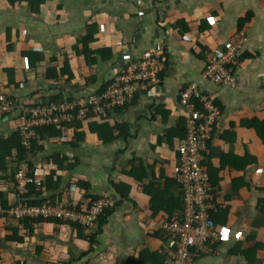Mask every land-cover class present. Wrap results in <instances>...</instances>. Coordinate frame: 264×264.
I'll list each match as a JSON object with an SVG mask.
<instances>
[{
  "label": "crops",
  "instance_id": "1",
  "mask_svg": "<svg viewBox=\"0 0 264 264\" xmlns=\"http://www.w3.org/2000/svg\"><path fill=\"white\" fill-rule=\"evenodd\" d=\"M180 21L190 32L175 29ZM89 23L96 28L89 47L101 50L91 63L77 52ZM200 26L210 27L202 31ZM240 31L247 39L239 52L238 85L230 94L201 74L205 52L222 49ZM152 47L165 52L161 83L108 115L111 124L129 127L126 136L103 143L89 131L82 144L48 145L37 160L66 154L73 178L89 183L86 198L109 199L94 243L68 223L31 226L0 216V264H126L130 256L172 245L160 225L172 210L168 204L181 194L174 181L178 140L169 147L159 138L180 117V90L193 81L205 92L218 93L221 114L206 159L221 232L212 251L195 252L188 264H264V0H35L33 5L0 0V92L9 95L49 99L99 91ZM25 50L38 56L37 69L28 68L21 56ZM66 61L71 79L68 73L59 80L45 77L48 67ZM11 67L18 87L5 86ZM91 71L95 78L88 81ZM161 106L170 112L166 121L154 114ZM15 119L0 118V137L11 132ZM138 160L135 169L144 172L140 179L128 174ZM13 182L1 186L9 205L15 198ZM84 192L73 186L62 196L84 199ZM180 213L173 208V215Z\"/></svg>",
  "mask_w": 264,
  "mask_h": 264
},
{
  "label": "built area",
  "instance_id": "2",
  "mask_svg": "<svg viewBox=\"0 0 264 264\" xmlns=\"http://www.w3.org/2000/svg\"><path fill=\"white\" fill-rule=\"evenodd\" d=\"M159 32H163L162 27H159ZM246 39V34L241 31L227 40L222 49L208 51L202 78L231 94L238 84V68L241 65L239 52ZM162 52V49L155 47L147 49L140 58L129 61L101 92H86L66 96L60 101L39 102V96L26 93L12 96L1 91L0 118L7 115L16 117L27 149L33 141L45 147L66 143L73 133L71 123L88 117H107L114 108L131 103L136 94H148L159 85L163 79ZM217 101L218 93L205 92L198 81L189 83L179 93L187 133L179 142L180 158L174 173L182 192L183 209L180 215H175L171 220L165 219L160 225L175 242V248L166 247L165 264H188L193 250L198 253L212 251L220 239V227L211 216V212L216 211V205L210 190V175L202 165V151L207 149L208 140L213 136V125L221 114ZM45 126H55L63 132L57 138L42 137L37 128ZM39 172L35 169L31 174L25 161L17 165L13 182L15 201L8 208L0 203V216L16 219L52 217L86 226V233H91L99 215L109 205V199H77L67 193L56 199V205L50 204V200L42 204L30 203L25 194L30 193L31 186L43 191L42 197L48 195V190L43 186L44 176ZM35 197L31 194L32 199Z\"/></svg>",
  "mask_w": 264,
  "mask_h": 264
},
{
  "label": "trees",
  "instance_id": "3",
  "mask_svg": "<svg viewBox=\"0 0 264 264\" xmlns=\"http://www.w3.org/2000/svg\"><path fill=\"white\" fill-rule=\"evenodd\" d=\"M38 1L40 3H42L46 0H38ZM29 2H31V4L33 5L35 0H29ZM175 26H176L175 29H177L180 32V34L186 33L185 31L188 30V27L184 26V23L181 21L177 22ZM209 27L210 26H207V27L200 26V30L204 31V30L209 29ZM187 32H190V30ZM95 33H96L95 26L92 25L91 23H89L88 33L78 40L79 46H78L77 52L83 53V55L86 57L88 63H91V61H95L94 58H96V57H94V53L101 52V50H99V49L95 50V49H91L89 47V44L95 38L94 37ZM210 50H213V49H210ZM210 50H208V51H210ZM208 51L205 52V58H206V54ZM21 56L23 58L27 59L28 68L37 69V67H38L37 62L39 61V59H38V56L36 55V53H34V51H28V50L21 51ZM163 57L165 58V52L164 51L162 52V60L164 59ZM69 68H70V66L68 64V61L64 62V64L62 66L48 67L46 74H45V77L50 78V79L59 80V79L65 77V73H68L69 74L68 76L71 79L72 78L71 72H67L69 70ZM6 72H7L8 84L5 86L8 87L10 85V83H12L13 85L18 87L19 83H17L15 81V77H14V73H15L14 68L11 67L10 69H7ZM94 78H95L94 71H91L90 78L88 76L86 77V79L88 81H90ZM67 80H69V79H66V81ZM106 85H107V82H105L104 85L97 92H101L102 90H104ZM62 99H64V96H62V95H51V97H49V99H45V96L38 97L39 102H41V101H43V102L60 101ZM129 104H126V105H129ZM217 104H218V101H217ZM123 107H121V108H123ZM118 109H120V108H114V111H116ZM154 114L155 115H157V114L162 115L164 121H166L167 119H169L168 117H169L170 112L167 111V109H165L164 106H161V107H158L156 109ZM110 115H111V112L109 113V116ZM109 116L108 117H102V118L88 117L85 120H78V121L71 123L70 126L73 127V133L70 136L69 141H67L65 144L68 143V144H71L73 146L82 144L83 141L85 140V136H86L87 132H89V131L94 133L96 138L103 143L111 142V141H114V140H116L122 136H126L128 134V128L129 127L126 125H123V124H119V123L111 124L108 121ZM13 118H16V117L13 116ZM16 120L17 119H15V121ZM175 122H176L175 125L168 128L167 131L164 133V135H162L159 138V143L164 141V143H166L169 147H174L176 145L175 140L176 139L178 140V143L176 145V149H177L176 151H177V155H178L177 156L178 157L177 163H178L179 158H180V152L178 150L179 142L181 139H184L186 137V133H187L186 120H185L184 116L182 115V113H181L180 117ZM215 128H216V123L213 125L212 135L215 132ZM37 131L41 134L42 137H49L50 136L52 138H57L63 132L62 130H58L55 126L39 127V128H37ZM211 139L208 140V144L211 141ZM44 149H45V146L39 145L36 141H33L30 148L27 149L25 147V145L23 144L20 132H19L18 127H17V123H15L14 128H12L11 132H9L6 135L4 134L2 137H0V203L4 207L8 208L10 205L4 197V192L2 189L3 187H1V186L2 185H9L10 183L13 182L14 172L17 168V165L20 162H24V161L29 164L31 174L34 173L35 169L40 171L43 174V176H44V185L43 186L45 187L46 190H48V195L42 197L41 194L43 191L38 190L35 186H31L30 193L25 194L27 200L30 203L42 204L43 202H47V200H50V201H48L50 204L56 205L57 204L56 199H60L62 197V194L69 191L70 188H72L73 186H76V187L79 186L80 188H82L85 191L84 197H83L84 199L86 198V195L87 196L90 195L89 190H88L89 189V183L80 177H74L73 178V175L70 174V171H72L71 167H73V164L70 162V159L68 158V156L66 154H64L62 152H56V153L51 154V155H46V157H43V160L41 161V163H39V162L37 163L38 158L42 157L41 154L43 153ZM202 154L204 157V160H202V165L205 168H207V170L209 171L210 181H211V173H210V170L207 166L206 150L202 151ZM138 162H140V161L139 160L137 162L133 161L131 163L132 169L130 170V172H128V174L130 176L136 177L137 179H140L143 176L144 172L140 175L138 172L139 169L138 168L135 169ZM66 177H70V178H72V180L65 179ZM174 181L177 183L176 178L174 179ZM64 182L66 183V185H64ZM177 185H178V183H177ZM178 187H179V185H178ZM179 189H180V187H179ZM211 189H212V183H211L210 190ZM31 194L33 197H35V196L36 197L32 199ZM90 197H87V198H90ZM92 199L94 200L97 198L92 197ZM14 201H13V203H14ZM168 205H170L172 207V210L166 212L167 215L164 217L163 221L165 219H170V220L173 219V217L175 216V214L173 215V208L174 209L179 208L180 210L183 209L182 192L180 194V197H177L176 199L171 201V203H169ZM153 207L155 208L154 203H153ZM155 211H157V209H155ZM104 213H105V209L99 215L98 220H97V224L94 227L93 231L88 234V235H90L88 238L91 240L92 244L94 243L95 235L99 232L102 225L105 223V221L107 219L106 217H104L105 216ZM211 216L213 217L215 223L217 224V217L215 216V211L211 212ZM21 221L25 222L26 225L30 224L31 226H33L39 222H46V221L64 222V223H68V224H71L74 227H76L78 229L79 234L86 232V226H82V225L74 223V222L61 221L57 218H52V217H48V218L25 217V218L21 219ZM162 231L163 230L161 229V232ZM163 233H164V231H163ZM9 240L15 241V238L10 237ZM170 246L175 248L174 240H173V244ZM166 247H164L162 251L152 253V252L146 250V251L141 252V254L138 257L130 256L126 261V264H148V263H150V264H165ZM194 253H195V251L193 250L192 255Z\"/></svg>",
  "mask_w": 264,
  "mask_h": 264
},
{
  "label": "rangeland",
  "instance_id": "4",
  "mask_svg": "<svg viewBox=\"0 0 264 264\" xmlns=\"http://www.w3.org/2000/svg\"><path fill=\"white\" fill-rule=\"evenodd\" d=\"M240 32H237V33H235L234 35H232V37H231V39L235 36V35H237V34H239ZM241 66V65H240ZM240 68V67H239ZM239 68H238V70H239ZM238 81H239V75H238ZM238 85V84H237ZM237 85L235 86V87H237ZM234 87V88H235ZM39 175H42V173L41 172H39Z\"/></svg>",
  "mask_w": 264,
  "mask_h": 264
}]
</instances>
